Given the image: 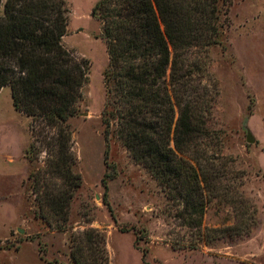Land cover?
<instances>
[{"label":"rangeland","instance_id":"1","mask_svg":"<svg viewBox=\"0 0 264 264\" xmlns=\"http://www.w3.org/2000/svg\"><path fill=\"white\" fill-rule=\"evenodd\" d=\"M65 1L62 42L90 62L76 115L67 121L81 184L58 229V219L38 201L46 189L64 188L62 180L48 172L45 148L27 157L31 119L3 87L0 264H71L74 240L90 229L104 235L108 264H264V0H218L217 32L185 55L201 64L207 89L201 109L207 136L190 149L193 156L184 155L215 185L204 190L201 215L185 208L171 188L174 179L170 187L162 184L114 132L105 139L108 59L101 23L91 13L97 0Z\"/></svg>","mask_w":264,"mask_h":264},{"label":"trees","instance_id":"2","mask_svg":"<svg viewBox=\"0 0 264 264\" xmlns=\"http://www.w3.org/2000/svg\"><path fill=\"white\" fill-rule=\"evenodd\" d=\"M217 12L218 0H97L91 10L108 59L102 73L105 139L114 132L162 184L174 179L171 188L185 208L200 215L204 190L215 185L184 155L191 157L190 149L207 136L201 111L207 89L201 64L185 55L217 32ZM67 24L65 0H0V90L9 87L13 107L31 119L27 157L45 148L52 158L48 172L62 180L64 188L37 196L58 229L81 184L67 121L76 115L90 67L64 46ZM73 243L71 264H108L101 232L86 230Z\"/></svg>","mask_w":264,"mask_h":264},{"label":"water","instance_id":"3","mask_svg":"<svg viewBox=\"0 0 264 264\" xmlns=\"http://www.w3.org/2000/svg\"><path fill=\"white\" fill-rule=\"evenodd\" d=\"M247 141H249V142H253L254 141V138H253V136L251 135L250 132H248V134H247Z\"/></svg>","mask_w":264,"mask_h":264}]
</instances>
